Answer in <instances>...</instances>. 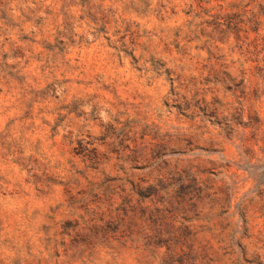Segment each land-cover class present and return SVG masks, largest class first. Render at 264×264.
Listing matches in <instances>:
<instances>
[{"label":"rangeland","instance_id":"374dc122","mask_svg":"<svg viewBox=\"0 0 264 264\" xmlns=\"http://www.w3.org/2000/svg\"><path fill=\"white\" fill-rule=\"evenodd\" d=\"M0 264H264V0H0Z\"/></svg>","mask_w":264,"mask_h":264}]
</instances>
